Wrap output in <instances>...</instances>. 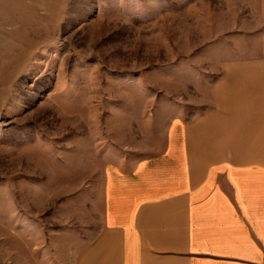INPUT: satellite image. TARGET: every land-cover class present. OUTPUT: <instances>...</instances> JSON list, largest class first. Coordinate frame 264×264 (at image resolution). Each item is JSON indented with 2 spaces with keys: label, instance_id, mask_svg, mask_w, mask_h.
Returning a JSON list of instances; mask_svg holds the SVG:
<instances>
[{
  "label": "rangeland",
  "instance_id": "1",
  "mask_svg": "<svg viewBox=\"0 0 264 264\" xmlns=\"http://www.w3.org/2000/svg\"><path fill=\"white\" fill-rule=\"evenodd\" d=\"M244 34V0H0V264H71L106 160L150 152Z\"/></svg>",
  "mask_w": 264,
  "mask_h": 264
},
{
  "label": "crops",
  "instance_id": "2",
  "mask_svg": "<svg viewBox=\"0 0 264 264\" xmlns=\"http://www.w3.org/2000/svg\"><path fill=\"white\" fill-rule=\"evenodd\" d=\"M244 6L243 61L158 115L150 152L106 160L71 264H264V0Z\"/></svg>",
  "mask_w": 264,
  "mask_h": 264
}]
</instances>
